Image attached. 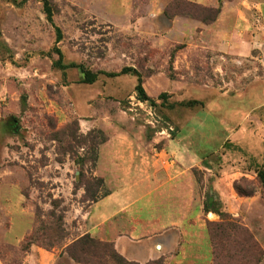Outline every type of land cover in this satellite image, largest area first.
Returning a JSON list of instances; mask_svg holds the SVG:
<instances>
[{
    "label": "rangeland",
    "instance_id": "obj_1",
    "mask_svg": "<svg viewBox=\"0 0 264 264\" xmlns=\"http://www.w3.org/2000/svg\"><path fill=\"white\" fill-rule=\"evenodd\" d=\"M48 3L51 21L44 0H0V264H40L33 247L55 254L45 264H79L67 247L106 193L94 170L113 127L195 167L212 264H264V46L248 57L217 50L205 26L221 8L188 0ZM240 3L224 0L228 15ZM252 15L259 27L260 9ZM57 50L93 73L136 70L149 99L134 73L84 83L80 68L55 65ZM208 200L223 220L206 219ZM17 211L33 226L20 243L29 223L12 230Z\"/></svg>",
    "mask_w": 264,
    "mask_h": 264
},
{
    "label": "crops",
    "instance_id": "obj_2",
    "mask_svg": "<svg viewBox=\"0 0 264 264\" xmlns=\"http://www.w3.org/2000/svg\"><path fill=\"white\" fill-rule=\"evenodd\" d=\"M188 1L221 8L214 24L205 26L217 50L248 57L264 46L262 35L255 33L259 28L264 31V0H240V8L230 16L224 0ZM254 7L261 11L259 27L252 15ZM113 128L98 150L94 170V176L103 179L106 193L90 205L81 236L114 243L121 255L140 264L157 259L183 264L184 259L202 257L212 264L204 207L196 201L195 167L171 164L163 150L150 151L138 137ZM17 215L12 230L29 223L20 243L33 226L21 211ZM214 216L208 212L206 219L211 221ZM32 255L40 264L55 256L37 247L32 248Z\"/></svg>",
    "mask_w": 264,
    "mask_h": 264
},
{
    "label": "trees",
    "instance_id": "obj_3",
    "mask_svg": "<svg viewBox=\"0 0 264 264\" xmlns=\"http://www.w3.org/2000/svg\"><path fill=\"white\" fill-rule=\"evenodd\" d=\"M44 4H45V12L47 14L48 20L51 21L53 14L49 6L48 0H44ZM204 7L211 8L208 6H204ZM217 18L215 19V21L217 20ZM61 38H62V35H61L60 30L58 29V40H61ZM56 52L60 58L55 63V65L60 69L80 68L83 74V82L86 84L95 83L98 80L100 74H104L108 77L113 78L117 76H123V75H127L130 73H134L138 77V85L136 89L138 91V95L140 99L141 100L149 99L143 87L141 76L137 73L136 70L125 68L120 73H93L91 71L86 70L84 67H80L74 63L69 64V65H64L62 63V60H63L62 52L59 50H57ZM196 103H197L196 101L190 102V104H196ZM259 178L261 182L264 183V170L259 172ZM97 181L99 185H103V179L98 178ZM93 201L96 202L95 200ZM206 212H212V213L218 214L222 218V220L224 219L223 217L225 216V214L221 212L220 209H218L215 203L210 200L206 202ZM220 232H221V228L219 224H216V223L210 224V237H211L212 243L216 242L218 234ZM30 241H31V244L33 245L34 240H30ZM67 253L70 255L73 261L79 264H90L92 258L98 260V264H104V262L105 264H140L138 262L129 261L123 255H121L117 251L114 243L97 240L96 238H93L90 235H84L78 240L74 241L71 245L67 247ZM147 264H166V263L164 262V259H159V260L150 261Z\"/></svg>",
    "mask_w": 264,
    "mask_h": 264
}]
</instances>
